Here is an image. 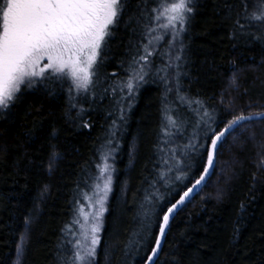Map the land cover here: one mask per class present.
<instances>
[{"label": "trees", "instance_id": "1", "mask_svg": "<svg viewBox=\"0 0 264 264\" xmlns=\"http://www.w3.org/2000/svg\"><path fill=\"white\" fill-rule=\"evenodd\" d=\"M139 3L128 0L124 22L104 49L94 97L77 102L70 81L47 72L0 109V264L71 261L75 207L107 146L115 150L112 184L95 264H143L162 213L206 162L204 138L196 150L184 148L197 123L223 128L233 115L264 110V39H254L264 30L247 19L238 28L241 0H192L181 59L169 69L154 55L133 96L120 91L143 39L135 21L126 26ZM248 4L251 11L254 0ZM198 108L213 119L201 120ZM166 126L173 135L165 136ZM177 175L181 181L166 191ZM156 264H264V122L226 136L207 182L170 221Z\"/></svg>", "mask_w": 264, "mask_h": 264}, {"label": "snow or ice", "instance_id": "2", "mask_svg": "<svg viewBox=\"0 0 264 264\" xmlns=\"http://www.w3.org/2000/svg\"><path fill=\"white\" fill-rule=\"evenodd\" d=\"M191 4L192 0H152L151 3L149 0H140L137 13L128 16L127 27H131L135 21L143 28V39L137 44L135 55L131 57L129 64L130 75L126 82L119 85L120 91L127 89L128 97L133 96L138 84L144 81L147 75L152 63L150 58L156 54L154 42L158 43L169 33L172 42H175L193 12ZM241 4L245 15L241 17L240 12L236 13L235 23L238 28L243 29L245 25L241 24L240 20L247 19L259 22V28L264 30V0H254L255 6L251 11L248 0H241ZM127 6L128 0H0V109L7 110L15 103L22 86L32 88L37 82V77L41 80L47 79L45 73L49 70L70 81L69 91L75 92L73 99L77 102L81 94L90 93L99 78L104 49L115 28L124 22ZM145 19L147 23H144ZM133 31L135 32V28ZM144 39L146 43L143 42ZM254 39H264V31L254 36ZM45 59L47 63L37 71L41 61ZM180 59V55L175 56V60ZM166 67H171V62ZM112 75L115 76L116 73ZM112 90L116 92L115 87ZM171 90L168 89L169 92ZM94 95L93 93V97ZM194 103L201 104L198 100ZM76 106V103L72 104L73 108ZM80 111L83 112L84 109L81 108ZM120 111L123 113L122 108ZM196 111L198 115L202 112L201 120L204 117L213 119L202 108ZM120 118L123 119V115ZM167 119L170 128L178 131L180 125L176 120L172 116ZM256 121L264 122V110L249 112L247 115L244 112L233 115L223 128L214 129L208 124V120H203L207 125L204 130L207 147L202 172L192 187L162 213L157 225L159 232L149 248L150 255L144 258L145 264H156L173 213L179 205L186 202L193 189L211 175L219 148L226 136L237 128H245ZM115 124L114 120L113 125ZM83 126L89 127L87 123ZM200 127L198 122L196 128ZM170 128H164L165 136L173 135ZM192 140L197 143L194 144L190 140L184 146L186 150H196L199 144L196 133L193 134ZM172 152L175 153L176 149H172ZM98 167L100 175L96 179L103 180V186L96 183L91 196L84 193L86 204L80 205V216L73 221L78 231L73 240L69 241L72 244L71 261H66L65 264H95L94 258L101 242L99 234L103 226V214L107 210L105 205L112 180L110 166L106 162L102 167ZM86 207L92 211L85 212ZM23 240L24 237L21 236V244L17 245L18 256L22 251Z\"/></svg>", "mask_w": 264, "mask_h": 264}, {"label": "rangeland", "instance_id": "3", "mask_svg": "<svg viewBox=\"0 0 264 264\" xmlns=\"http://www.w3.org/2000/svg\"><path fill=\"white\" fill-rule=\"evenodd\" d=\"M181 35H182V32L180 34L179 37L176 38L175 42H172V37H171V34L169 33L168 35H165L164 36V39H162L161 41H159L158 43L154 42V48H155V52L156 54H159L162 56L163 59H165V61L163 60L162 63L166 65H168L170 62H171V65L173 66V63H174V59H175V56L179 54V49H180V39H181ZM147 42V41H146ZM169 53L171 55H169ZM155 54V55H156ZM154 57V56H152ZM151 57V58H152ZM150 58V59H151ZM47 63V60H43L41 61L40 65L38 66L37 68V71L40 70V68H42L45 64ZM171 66V67H172ZM171 67H169V69H171ZM153 69V68H152ZM156 70V69H155ZM153 71V70H152ZM157 71V70H156ZM47 72H51L50 70L47 71ZM46 72V73H47ZM158 72V71H157ZM156 72V73H157ZM130 75V74H129ZM128 76H126V78L123 80V82H126L127 79H128ZM39 78V77H37ZM36 78V79H37ZM139 85V84H138ZM93 91L92 90L90 93H88V95L90 97L93 96ZM124 92H127V89L123 90ZM74 95H75V92L73 91ZM124 95H127L126 93H123ZM122 94V95H123ZM83 95V94H81ZM124 95L122 96L123 98V103L128 105L129 102H126V98L124 97ZM128 96V95H127ZM125 109H126V106L124 105L123 106ZM124 109V110H125ZM207 125H203L201 126L200 128H196L193 130V133H192V137H193V134L196 133L199 137V142L201 143V141L203 140L204 138V130L206 129ZM192 143H197L196 140H191ZM185 146V145H184ZM198 146V145H197ZM190 150V149H188ZM187 150V151H188ZM114 153H115V150H114V147L111 146H107L105 147V149L103 150L102 152V155H101V160L99 162V165L102 167L103 164L106 162L109 166H110V171H111V177H112V172H113V156H114ZM100 175V168L98 167L97 169V177ZM96 177V178H97ZM95 178L94 182L92 183L91 187L89 190L85 191L84 193H88L89 196L92 195L93 191H94V185L96 183H100L101 184V187L103 186V180H100V181H97V179ZM181 177H179L178 175L175 177V178H171V180L168 178L167 181H166V184H165V189L166 191H169L173 186V183L174 181L175 182H180L181 181ZM111 184H112V180H111ZM111 187V185H110ZM84 193L81 195V197L79 198V200L77 201V205L75 207V212H74V216H73V221L75 219H77L79 216H80V213H79V208H80V205L82 203H85L86 204V201L84 200ZM110 193V192H109ZM109 193L107 194V199H108V196H109ZM106 203H107V200H106ZM106 207V205H105ZM92 211L91 209H88L87 207L85 208V212H90ZM105 213V212H104ZM104 215V214H103ZM73 221H72V226H71V236H72V239L74 238V235H76V232L78 231L77 229V226L73 224ZM100 235V234H99Z\"/></svg>", "mask_w": 264, "mask_h": 264}, {"label": "water", "instance_id": "4", "mask_svg": "<svg viewBox=\"0 0 264 264\" xmlns=\"http://www.w3.org/2000/svg\"><path fill=\"white\" fill-rule=\"evenodd\" d=\"M211 172H212V170H211ZM200 176V175H199ZM199 178V177H198ZM197 178V179H198ZM209 178V177H208ZM208 178H206V180L205 181H203L200 185H197L194 189H193V191H192V193H190V195H189V197L188 198H186V202L190 199V198H192L194 195H196V193L202 188V186L207 182V180H208ZM195 183V181L194 182H192L182 193H180L179 195H178V197L172 202V203H175L179 198H180V196L181 195H183V193L185 192V191H187V189L188 188H190V187H192V185ZM185 202V203H186ZM171 203V204H172ZM184 203V204H185ZM171 206V205H170ZM169 206V207H170ZM183 206V204L182 205H179L178 206V208H177V210L173 213V215H172V218H173V216L175 215V213L181 208ZM172 218H171V220H172ZM158 232H159V229H158ZM158 232H157V235H158ZM163 240H164V238H163ZM163 240H162V244H163ZM149 255H150V253H149ZM143 264H145V261H144V263Z\"/></svg>", "mask_w": 264, "mask_h": 264}]
</instances>
